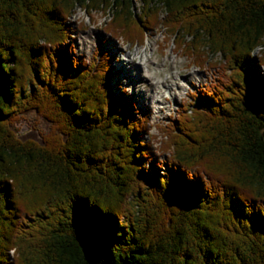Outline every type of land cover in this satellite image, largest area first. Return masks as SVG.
Masks as SVG:
<instances>
[{
	"label": "trees",
	"instance_id": "trees-1",
	"mask_svg": "<svg viewBox=\"0 0 264 264\" xmlns=\"http://www.w3.org/2000/svg\"><path fill=\"white\" fill-rule=\"evenodd\" d=\"M77 8L133 46L159 25L217 68L158 147L112 58L72 54ZM262 67L264 0H0V264H264Z\"/></svg>",
	"mask_w": 264,
	"mask_h": 264
},
{
	"label": "rangeland",
	"instance_id": "rangeland-1",
	"mask_svg": "<svg viewBox=\"0 0 264 264\" xmlns=\"http://www.w3.org/2000/svg\"><path fill=\"white\" fill-rule=\"evenodd\" d=\"M138 6L139 4L135 2V13L139 11ZM109 17H106L101 12L86 14L79 8L74 9L69 17V21L73 23L71 25L72 33L70 34L72 38L69 39V45L73 50L72 54L75 57L82 55L85 59L91 60L92 57H99L109 47L112 48V52L116 50L114 52V59L112 58L111 70L120 65L122 73L112 79L111 82L119 81L117 83L118 87L122 88L123 93H126L128 97L131 92L138 105L139 103L143 105V102L145 100L148 101L147 98L152 94V85L140 76L142 71L145 74L144 69L146 68L144 64H147L153 80L160 83L159 89L166 97L162 99L157 108H151L146 105V110L143 108L146 114L149 115L148 135L144 134L143 136L153 147H158V140L161 139V134L157 129V125L164 127L167 123L171 122L172 117L178 110H181L182 107L180 105L190 101L188 93L196 90L203 84H208L216 75L217 68L210 66L199 69L195 65H192V61L186 57L187 55L174 51L171 42L167 44L162 42L164 30L159 25L149 31L147 30L145 40L138 46L127 44L119 37L112 39L108 35H104L101 27L109 20ZM160 18H162V15H160ZM91 30L96 34L97 39H95V43L90 45V41L88 40L82 45L79 38H82L86 32ZM161 44L163 48L160 47ZM218 57L214 55L211 57V60L218 59ZM137 63H142L141 67L136 66L135 68L134 66ZM125 73L127 77L131 76L132 81L130 79L127 80ZM169 89L172 90L171 95L165 94ZM148 90L150 91L148 92ZM27 115L29 118L33 117V114L29 111ZM30 124L29 121L19 124V131L17 133L19 139L24 140L29 138L39 141L41 137L38 129L43 132L46 131L49 123L42 118L36 125V129L32 128ZM166 157L167 154H161L159 155V160L162 162ZM160 166L161 168L158 169V172L165 170L166 166ZM148 167L152 168L151 166Z\"/></svg>",
	"mask_w": 264,
	"mask_h": 264
},
{
	"label": "bare ground",
	"instance_id": "bare-ground-1",
	"mask_svg": "<svg viewBox=\"0 0 264 264\" xmlns=\"http://www.w3.org/2000/svg\"><path fill=\"white\" fill-rule=\"evenodd\" d=\"M95 39H97L96 38V34L95 33H93V31L91 30V31H88V32H86L85 34H84V36H82V38H79V41H80V43H82V45L84 44V42H86V41H90V45H92L93 43H95ZM89 43V42H88ZM129 57V56H128ZM132 60V59H131ZM145 62V61H144ZM150 63H151V61H149ZM141 65H142V63L141 64H139V63H137V64H135V68H136V66H138V67H141ZM144 67L146 68V69H144V71H145V74H144V72L142 71L141 73H140V76L144 79V80H146V82H149L151 85H152V88H151V95H150V97H148L147 99H148V101H144L143 103V105H146V106H148V107H151V108H157V107H159L158 106V104L159 103H161V101H162V99H164V98H166L164 95H163V93H162V91L159 89V82L158 81H154L153 80V77H152V74H151V72L149 71V68H147V64H144ZM143 69V68H142ZM131 80V79H130ZM132 81V80H131ZM119 82V81H118ZM133 83V82H132ZM150 90H148V92H149ZM172 90H168V92L167 93H165V94H168V95H171V92ZM174 92V91H173ZM176 96V95H175ZM142 101V100H141Z\"/></svg>",
	"mask_w": 264,
	"mask_h": 264
}]
</instances>
